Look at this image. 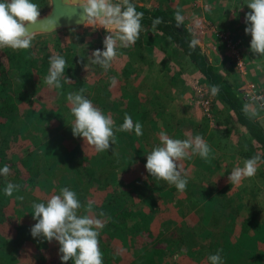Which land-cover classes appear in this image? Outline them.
Masks as SVG:
<instances>
[{"label": "rangeland", "instance_id": "rangeland-1", "mask_svg": "<svg viewBox=\"0 0 264 264\" xmlns=\"http://www.w3.org/2000/svg\"><path fill=\"white\" fill-rule=\"evenodd\" d=\"M132 1L148 7L164 8L175 17L179 13L182 20L195 32L194 40L213 69L232 84L244 105L249 106L247 113L256 118L264 129L262 88L264 80L256 79L258 76L251 73L254 60L245 52L241 54L238 43L236 47L242 63L241 68L235 63L236 59L231 53L230 46H225L221 42L216 32H223L232 39L237 37H234L232 32H227V29L224 30L222 26H217L218 23L211 17V10L209 12L212 0ZM32 2L42 9L46 0H32ZM97 28L98 25L87 23L62 28L33 37L31 46L34 48L36 46L40 50L43 47L47 53L62 57L65 50H74L89 57L93 50L103 48L102 41L106 33L102 28ZM162 36V33L156 32L151 26L147 29L142 28L135 44L126 48L117 47V55L107 71L97 65L94 68L86 66L77 73L65 70V75L71 79L68 83L61 80L65 88L78 87L76 84L80 81L89 84L99 82L100 85H105L101 95L115 102L114 106H120L123 114L128 113L134 117L135 109H140L145 114L141 120V123L143 121L141 136L132 134L131 138L130 134H124L120 138V135L116 136L119 131L114 128L115 141L112 147L116 152H123L121 165L111 167L109 174L102 176L100 181L81 184L78 198L84 200V209L80 208L78 215L92 216L91 212L86 210L88 203H98L106 193L116 191L120 187L127 188L134 192L133 202L138 200L137 196H143L145 199L142 208L148 214L150 236L141 232L136 233L128 228L132 226V220L123 230L108 231L111 235L103 227L100 229L102 230L100 234L107 248H111V254H114L109 263L125 264L127 259L140 255L142 259L148 260L149 264H209L206 252L199 250L196 252L194 249L189 252L180 248V245L177 246L175 240L178 233L180 234L184 229L198 230L200 209H202L200 216H204L201 224L204 238H206L205 230L211 225L210 219L206 216L209 213L215 216L216 209L217 212L230 209L229 214L232 217H226L221 221L228 227H220V234H216L214 230L216 234L214 237L218 240L217 245L222 250V258L226 253H230L226 259L227 264L238 262L264 264V147L254 141L244 126L238 122L233 111L216 93L213 94L200 72L169 42L164 41ZM204 49L208 50L207 54ZM4 50L9 60L15 58V50L7 47H4ZM139 56L147 60L141 61ZM263 64L264 62L259 60L257 68L263 69ZM33 72L35 73V71H27L22 75L25 83L23 89L17 93L16 111H12L9 116L19 126V131L16 132L19 135L13 140L6 141L4 138L5 140L2 141L3 146L5 145L9 153L16 158L24 155L36 139L43 138L44 132L58 133L60 122L62 119L64 121L63 114L58 115L56 111L59 109L60 100L57 92L53 90L56 89L59 93L62 88L49 87L44 83L47 75ZM122 78L123 90L126 88L130 92L136 88L137 83L143 82L147 89L139 94L141 102H149L147 108H138L133 104L134 102H129V93L122 95L121 99L124 102H116L123 94V90L122 92L120 90ZM201 87L204 89L203 97H198L197 93L200 92ZM80 89L84 90L83 93L87 90L82 85H79L78 91ZM65 103L71 105L67 97ZM114 106L106 113L105 109L101 111L112 117L115 127L119 108ZM2 120L3 118H0V122ZM161 132L167 133L171 138L182 140L187 139L189 135L199 134L211 148L207 161L191 153V159L178 161L182 176L187 179V186L183 192L164 180H148L145 184L139 182L145 180L146 155L150 153V147L160 144ZM59 136L56 148L69 149L74 144H78L84 155V163L87 165L93 162L94 158L104 154L97 152L94 146L80 137H74L73 134L70 137L66 134ZM254 156L260 157L256 174L241 180L238 184H230L227 177L233 169L243 167V162ZM31 167L37 174L34 176V183L33 181L24 183L22 202L18 198L17 190L8 197L4 206L5 219L0 220L2 264H59L53 260L58 256L59 245L49 248V245L56 241L49 243L43 237H37L41 242L48 244L38 247L36 244L39 241L36 243L27 237L20 236L21 241L18 244L13 241L14 235L21 234L25 228L27 232L30 231L31 226L36 223L32 218V204L47 202L52 195H55L47 190L50 187L43 176L44 161L38 159L32 162ZM57 172L63 177L61 170ZM132 180H137L138 184L136 185L134 181V186ZM147 207L151 209L147 210ZM148 240L154 241L157 247L168 246L165 251L172 263L168 255L160 257L152 255L147 259L142 248L148 247ZM227 243H229L228 247H226ZM105 251L102 252L106 254Z\"/></svg>", "mask_w": 264, "mask_h": 264}, {"label": "trees", "instance_id": "trees-1", "mask_svg": "<svg viewBox=\"0 0 264 264\" xmlns=\"http://www.w3.org/2000/svg\"><path fill=\"white\" fill-rule=\"evenodd\" d=\"M131 3L135 5L137 12L143 13L141 29H147L149 26H151L156 32L162 33V39L169 42L179 54L185 57L186 60L191 65H193L198 70V72H200L211 90L213 87L217 89V96L221 98L223 103L233 111L238 122L244 126L247 133L258 145L264 147L263 127L256 118L245 112L244 102L236 94L232 84L229 83L217 70H214L211 63L208 62L207 57L200 50L199 45L194 40L195 32L192 30L191 26L183 20L178 23L176 17L170 14L164 8L148 7L138 4L132 0ZM154 20H158L155 27H153ZM14 55L15 58L13 60H9V56L4 48H0V118H3V120L0 122L2 128V133L0 134V168H3L4 165H8L10 168V173L6 177L0 176V220L2 221L5 219L4 206L6 205L5 203L9 197L5 196L3 191L7 182L18 184L20 186L18 190V198L22 202L21 197H23L24 192V188L22 187L25 185L24 183L30 181H33L34 183V176L37 174L36 170L32 169L31 167L32 162H35L38 159H42L44 161L45 167L43 176L45 181L49 183L50 188L47 189L49 193L57 195L59 194L61 188L68 187L77 194L78 198V195L81 192V184L83 182L94 183L95 181H100L102 176L109 174L111 167L114 165H121V159L123 155L122 151L116 152L111 146L110 150L104 151L103 156H100L96 159L94 158L93 162L87 165L84 163V155L78 144H74L69 149L61 147L56 148V141L58 138H60V134H66L67 137L72 135V130L70 127L74 121V117L70 111L72 105L65 103V98L70 92H79V85H82L83 88L85 87L87 89L83 95L90 99L95 107L99 108L100 110L105 109V113L107 110L112 109V106L116 105L115 102H112L108 97H103L101 95V91H104L105 85H100L99 82L89 84L86 83V81H80V83L78 82L76 84L78 87L65 88V86H63L59 93L56 89H53L57 92L59 97L58 100H60L59 109L56 111H58V115L62 113L63 115H61L64 118V121L62 119L63 122H60L61 127L59 132L52 134L50 132L46 133L42 131V133L44 132L43 138L36 139L29 146L25 154H22L23 156L21 155L19 158L12 156V154L7 150L6 146H3L2 141L4 138L6 141L13 140L17 135H19V133H16L19 131V126H17L16 123H14L13 120L9 118V116L12 114V111H16L17 106L15 102H17V93L23 89L25 83L22 75L27 71H35V73H43L44 75H48L49 58L51 56H55L54 54L47 53L43 47H41L40 50L36 46L35 48L31 46L28 49H16ZM85 55L86 54L74 50H65L63 58L67 62L66 70L70 73H77L86 66L94 68L96 64H92L89 59L90 56L86 57ZM139 58L141 61L147 60L142 56H139ZM98 71H100V68H98ZM123 84L124 81L122 78L120 86L121 92L123 90ZM142 86H144L143 82L137 83L136 88L131 92L129 89L124 88L123 94L120 95V99L116 100V102H124V100L121 99L122 95L124 96L125 94L129 93V102H134L133 104L138 108H147L149 102H141V95L139 94L143 93L142 90L147 89V87ZM41 94H43V91H41ZM114 107L119 108L117 111L118 116H116L115 120L116 125L114 127L118 129L120 125L123 124L125 115L129 114H123L120 110V106ZM52 111L54 113L56 112L54 110ZM133 112L134 117L131 116L133 122L141 123V120L145 116L144 112L140 109H135ZM141 124H143V121ZM56 134L58 136H56ZM124 134H130V137L132 138V134L135 135V132L119 131L116 136L120 135L121 138ZM150 148L151 152L154 147ZM57 170L62 171L63 177H60V172L58 175ZM145 172V180H139L141 184H145L148 182V180H157L155 177H151L147 173L146 169ZM134 181H136L137 185V180H132V184ZM133 194V191L120 187L116 189V191L106 193L105 197H103L98 203H88V205L91 204L92 206V216L94 218L100 219L103 222L104 229L109 235H111V233L108 231L115 230V232H118L123 230L129 224L130 220H132V226L128 228L133 229V231L136 233L141 232L150 236L149 224L147 221L148 214L145 213L146 210L142 208V205L145 203V199L143 196H137L138 200L133 202ZM78 200L81 203V208L84 209V200L81 198H78ZM150 209L151 208L147 207V210ZM201 211L202 209H200V212H198V217H200L197 223V225H199L197 228L198 230L184 229L182 232H180V234L178 233L175 244H177V246L180 245V248H183L189 252L193 249L196 252L198 250L200 252H206V256L208 257L211 254H215L218 250H221V247L217 245L218 240L214 236L216 234H220V227H228V225H225L226 223H222L221 221L226 217H232V215L229 214L230 209H226L225 212L223 210H221V212H217L216 209L215 216L209 213V216L207 215L206 217L210 219L211 225L205 230L206 238H204L201 226L204 216H200ZM101 213L104 215L101 216ZM101 231L102 230H99L98 236L99 248L101 252L104 250L107 252L106 254L102 252L103 264H111L109 262L114 254H111V248H107V244L103 241V237L100 234ZM20 236L24 238H30L34 242L39 241L38 243L36 242L37 247L42 244H45L44 246L48 245L47 242L44 243L37 238H33L30 234V231L27 232L26 228L21 234H16L13 236V241L16 244L21 241L19 238ZM57 244L58 243L55 242L54 244L49 245V248H53V245L57 247ZM155 245L156 244L154 241H149L148 247L142 248L147 259H150L152 255L158 257L168 255L165 251V248L168 246L157 247ZM222 255L223 254L221 251V256ZM58 258L59 255L53 260L54 262L61 264V260ZM168 258L172 263L169 255ZM0 264H2V261ZM67 264H73V262L70 260L67 262ZM125 264H149V262L146 259H142L139 255L137 257L132 256L129 260L127 259Z\"/></svg>", "mask_w": 264, "mask_h": 264}, {"label": "clouds", "instance_id": "clouds-1", "mask_svg": "<svg viewBox=\"0 0 264 264\" xmlns=\"http://www.w3.org/2000/svg\"><path fill=\"white\" fill-rule=\"evenodd\" d=\"M246 5L250 11L245 13L244 32L251 36L249 50L255 56H264V0H248ZM79 7L82 9L83 23L98 25L97 29L102 28L106 33L102 41L103 48L93 50L89 59L92 64L107 71L117 55V47H130L139 38L143 13L136 11L131 0H79ZM39 17L40 9L32 0H0V48H30L33 35L29 31V25L35 24ZM176 19L178 23L182 21L179 13L176 14ZM157 22L158 20L153 21V27ZM66 63L60 55L51 56L44 83L49 87L62 88L61 80L64 83L70 82L71 79L65 75ZM83 91L80 89L79 92L67 94V100L72 105L70 111L74 117L70 126L72 134L86 140L97 152L108 151L115 141L114 121L111 116L105 115L95 107L92 101L82 94ZM216 91L213 87V94ZM248 107L246 104V113ZM116 131H134L137 136H141L143 126L139 122L134 123L132 117L126 114L123 124ZM210 152V146L199 134L189 135L187 139L182 140L161 132L160 144L146 155L145 169L151 177L164 180L183 192L187 179L182 176L178 161L191 159L190 153L207 161ZM259 162V156L246 159L243 167H235L228 175V182L238 184L241 180L254 176ZM9 173L8 165L0 168V176L6 177ZM19 187L18 184L7 182L3 190L5 196H12ZM31 207L32 218L36 221L30 228L31 236L43 237L49 243L56 241L59 245L61 264H67L70 260L73 264H103L98 236L104 225L100 219L93 216L78 215L81 203L74 191L68 187L61 188L59 194L52 195L46 203H33ZM91 210L92 206L89 204L87 211L90 213ZM102 215L104 214L101 213ZM221 251L208 256L209 264H224Z\"/></svg>", "mask_w": 264, "mask_h": 264}, {"label": "crops", "instance_id": "crops-1", "mask_svg": "<svg viewBox=\"0 0 264 264\" xmlns=\"http://www.w3.org/2000/svg\"><path fill=\"white\" fill-rule=\"evenodd\" d=\"M247 2L248 0H212L210 1L211 8L209 7V12L211 10V17H213L215 21L218 23L217 26L219 27L222 26L224 30L227 29V32H232V35L234 37H237L236 39L241 48L240 50L241 54L245 52L249 56V58L254 60L253 62L254 64L252 65L251 68V73L258 76L256 79L263 78L264 80V67L263 69L257 68V65L259 64V60L264 62V56H260V55L255 56L249 50L251 36L246 35L244 32V28L246 27L245 13L250 11V9L246 5ZM204 50L205 53L207 54L208 50L207 49ZM262 85H263L262 88L264 90V81ZM228 245L229 243H227L226 247H228ZM229 255L230 253L229 254L226 253L225 256L222 258L224 264H227L226 259L227 256ZM237 264H239V262ZM244 264H247V262H244Z\"/></svg>", "mask_w": 264, "mask_h": 264}, {"label": "water", "instance_id": "water-1", "mask_svg": "<svg viewBox=\"0 0 264 264\" xmlns=\"http://www.w3.org/2000/svg\"><path fill=\"white\" fill-rule=\"evenodd\" d=\"M79 0H46L40 9V17L35 24L29 25L33 37L56 30L83 24Z\"/></svg>", "mask_w": 264, "mask_h": 264}, {"label": "built area", "instance_id": "built-area-1", "mask_svg": "<svg viewBox=\"0 0 264 264\" xmlns=\"http://www.w3.org/2000/svg\"><path fill=\"white\" fill-rule=\"evenodd\" d=\"M216 34L220 37L221 42H223L225 44V46H230L231 49V53L233 54L234 58L236 59L235 63L238 65L239 68H241L242 63H241V59L239 57L238 51H237V39L234 38H230L227 36V34L223 33V32H216ZM200 92L197 93L198 97H203V88L201 87V89L199 88ZM197 103H204V102H197Z\"/></svg>", "mask_w": 264, "mask_h": 264}]
</instances>
